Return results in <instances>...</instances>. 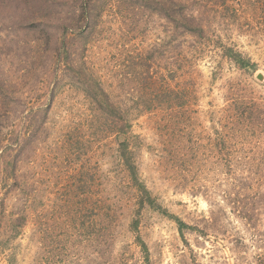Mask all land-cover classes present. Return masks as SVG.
Instances as JSON below:
<instances>
[{"label": "rangeland", "instance_id": "1", "mask_svg": "<svg viewBox=\"0 0 264 264\" xmlns=\"http://www.w3.org/2000/svg\"><path fill=\"white\" fill-rule=\"evenodd\" d=\"M167 3L0 0V264H264V33Z\"/></svg>", "mask_w": 264, "mask_h": 264}, {"label": "trees", "instance_id": "2", "mask_svg": "<svg viewBox=\"0 0 264 264\" xmlns=\"http://www.w3.org/2000/svg\"><path fill=\"white\" fill-rule=\"evenodd\" d=\"M197 0H168V9L166 17L171 22L173 28L180 32V35L187 37L203 38L212 34L214 30L212 25L215 20H220V27L224 32L231 31V27H236L238 31L264 33V0H238L231 5L225 6L226 0H222L221 4L225 6V13L218 12L215 8L205 5L207 8L201 12H192L189 10ZM213 21V22H210ZM213 23V24H212ZM216 30V29H215ZM225 57L234 62L239 68L253 67L248 60H245L241 54L232 47H224ZM99 90V88H98ZM114 111V109H112ZM126 145L123 148L124 165L130 171L131 176L136 178V172L131 160L125 155L127 151ZM141 201L149 206H154V201L148 192L140 187ZM177 220V219H176ZM179 230L182 231L186 225L181 221H176Z\"/></svg>", "mask_w": 264, "mask_h": 264}, {"label": "water", "instance_id": "3", "mask_svg": "<svg viewBox=\"0 0 264 264\" xmlns=\"http://www.w3.org/2000/svg\"><path fill=\"white\" fill-rule=\"evenodd\" d=\"M254 77L256 80L258 81H263L264 80V76L260 71H256L254 74Z\"/></svg>", "mask_w": 264, "mask_h": 264}]
</instances>
